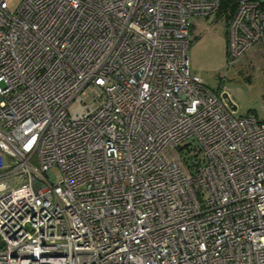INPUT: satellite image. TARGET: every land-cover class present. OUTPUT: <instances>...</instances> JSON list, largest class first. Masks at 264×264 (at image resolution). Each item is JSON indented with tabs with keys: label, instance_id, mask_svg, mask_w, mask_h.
<instances>
[{
	"label": "built area",
	"instance_id": "obj_1",
	"mask_svg": "<svg viewBox=\"0 0 264 264\" xmlns=\"http://www.w3.org/2000/svg\"><path fill=\"white\" fill-rule=\"evenodd\" d=\"M218 8L0 0V264H264V120L189 69ZM224 25L264 46L261 0Z\"/></svg>",
	"mask_w": 264,
	"mask_h": 264
},
{
	"label": "rangeland",
	"instance_id": "obj_2",
	"mask_svg": "<svg viewBox=\"0 0 264 264\" xmlns=\"http://www.w3.org/2000/svg\"><path fill=\"white\" fill-rule=\"evenodd\" d=\"M7 1L12 9L19 2ZM224 24V18L217 13L192 19L187 50L189 69L213 91L226 90L237 115L252 113L264 120V48L254 43L241 59L229 61ZM53 172L59 171L55 167Z\"/></svg>",
	"mask_w": 264,
	"mask_h": 264
},
{
	"label": "trees",
	"instance_id": "obj_3",
	"mask_svg": "<svg viewBox=\"0 0 264 264\" xmlns=\"http://www.w3.org/2000/svg\"><path fill=\"white\" fill-rule=\"evenodd\" d=\"M219 8L218 11L215 12L217 15L224 18L225 23L230 19L235 12L238 0H218ZM262 1V5H264V0Z\"/></svg>",
	"mask_w": 264,
	"mask_h": 264
},
{
	"label": "crops",
	"instance_id": "obj_4",
	"mask_svg": "<svg viewBox=\"0 0 264 264\" xmlns=\"http://www.w3.org/2000/svg\"><path fill=\"white\" fill-rule=\"evenodd\" d=\"M192 29H193V27H192ZM260 46H262V44H261V43H260ZM262 47H264V46H262ZM262 47H261V48H262ZM231 100H232V99H231ZM233 105H234V104H233ZM235 108H236V106H235Z\"/></svg>",
	"mask_w": 264,
	"mask_h": 264
},
{
	"label": "water",
	"instance_id": "obj_5",
	"mask_svg": "<svg viewBox=\"0 0 264 264\" xmlns=\"http://www.w3.org/2000/svg\"><path fill=\"white\" fill-rule=\"evenodd\" d=\"M233 108H235V105H233Z\"/></svg>",
	"mask_w": 264,
	"mask_h": 264
}]
</instances>
